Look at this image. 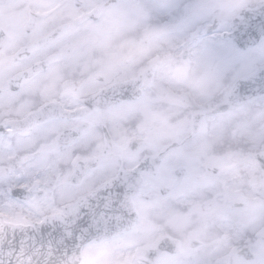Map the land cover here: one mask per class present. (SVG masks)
Listing matches in <instances>:
<instances>
[{"label": "snow or ice", "instance_id": "snow-or-ice-1", "mask_svg": "<svg viewBox=\"0 0 264 264\" xmlns=\"http://www.w3.org/2000/svg\"><path fill=\"white\" fill-rule=\"evenodd\" d=\"M24 3L39 17L31 41L0 23V264H264V196L239 216L210 201L189 240L160 248L154 216L178 178L167 161L155 171L140 165L153 147L145 124L169 117L152 111L143 87L135 101L108 95L129 80L150 83L178 61L230 76L240 106L264 112V0ZM109 17L140 39L113 49ZM138 57L147 62L137 70ZM135 111L145 122L129 135L121 123ZM210 221L221 226L211 236ZM46 225L63 228L59 251L51 241L16 247L7 239Z\"/></svg>", "mask_w": 264, "mask_h": 264}, {"label": "flooded vegetation", "instance_id": "flooded-vegetation-1", "mask_svg": "<svg viewBox=\"0 0 264 264\" xmlns=\"http://www.w3.org/2000/svg\"><path fill=\"white\" fill-rule=\"evenodd\" d=\"M32 2H37V0H32ZM112 2V0H110ZM128 3H134L135 0H127ZM39 17L36 16L35 11L29 15L28 13V8L26 4L24 3V0H0V23L4 24L6 26V30L11 31L14 34H18L20 39L32 40V31L33 28L35 27V21L38 20ZM108 29L111 31L112 34L120 31V21L118 17H109L106 18L103 21ZM131 32V37L134 38V33L135 31L131 30V28H128ZM117 35H112V39L110 41V46L113 49H120L121 43L119 40H116L115 37ZM5 32H0V39H6ZM127 42V41H126ZM124 42L123 45L126 43ZM141 61L139 64H137L135 67L138 70L139 67L143 64L146 63V61L142 58H139ZM225 78L221 79L219 84L224 80ZM130 81V80H129ZM166 78L158 74L155 79H152L151 82L145 86L144 83L140 84L139 89L143 87L144 92L150 96L151 98V109L153 110L155 108V112L162 113L163 109L165 108V104L163 103V96L165 95V90H166V84H165ZM188 90L195 91L199 89V85L196 83H187ZM226 87V81H223V85L219 89V94H221L222 89ZM212 90V89H211ZM109 95V94H108ZM111 96V95H109ZM135 101V100H132ZM159 119L156 118V124L158 126H164L166 125L162 124L160 121L157 123ZM145 122V116L142 111H135L129 115V118L127 121L121 123V127L127 131L129 135H131L133 132H137V130L140 128L142 124ZM256 122L260 123L261 127H264V112H262V116L256 117ZM182 126V125H181ZM145 134H147L152 142L153 147L152 148H146L144 152L142 153V160L145 158L151 157L153 155L159 154L162 151H164L168 145L166 143L167 140V134H164L162 132H157L153 133L152 131V122L151 118L145 124ZM139 141H134V143L131 145L133 149L139 146ZM197 145V143H196ZM178 157H175V155H171V153H168L164 156L162 159V162H169L171 161V164H174ZM161 162V163H162ZM255 162V161H254ZM181 165H177L174 167L176 169ZM256 168H252L254 172H260L261 170L258 167L257 163L255 162ZM199 171V168H197ZM185 175L182 177L179 183V187L184 181L185 177L188 174V168L184 171ZM194 175V174H191ZM195 178L201 179L200 174H196ZM178 187V188H179ZM176 188V190L178 189ZM176 197H173V204L172 208L169 207V201L167 208L164 211L158 212L156 215L160 216V219L163 222L164 225V232L165 233H171V234H178L182 230V226L179 224H176L174 226L169 225V217L174 213V211H177L178 213L181 211V206L179 205V200L181 199L182 195L180 193H176L174 195ZM177 198V199H176ZM197 223V221H195Z\"/></svg>", "mask_w": 264, "mask_h": 264}, {"label": "rangeland", "instance_id": "rangeland-1", "mask_svg": "<svg viewBox=\"0 0 264 264\" xmlns=\"http://www.w3.org/2000/svg\"><path fill=\"white\" fill-rule=\"evenodd\" d=\"M196 66H197V64H195ZM168 68H169V66H163V68H162V72H164L165 70H168ZM179 72H181V71H179ZM189 73L188 74H190L191 76H196V77H198L199 78V82H200V84L203 82L202 81V79H203V71L201 70V68H193V69H191L190 71H188ZM198 96V95H197ZM198 98L200 99V100H203L205 97H203V96H198ZM228 115H235V113L234 112H231V113H228ZM258 117V116H257ZM210 118H208L207 120H206V122H205V127H204V129L200 132V134H199V137H197V139H194V140H202V138H204V137H207V135H209L208 133H210V134H214L213 135V139L212 140H218V138H219V135L222 137L223 136V131H219L218 129L219 128H216V125L217 124H215V125H213V128H212V126L209 128V124H211V123H213L214 121H208ZM184 120L186 121V117H184ZM240 120L242 121V123H244V124H246V122H245V120L244 119H242V118H240ZM249 120V119H248ZM256 121V120H255ZM186 124V123H185ZM239 128V127H238ZM237 128V130H239V133H238V131H237V137L240 135V136H242V134H247L246 135V137H249L251 140H253L252 141V145H250L248 148H254V147H256V141H254V140H259L258 139V137H259V135L257 134V132H255L254 131V127H253V124L252 125H249L248 127H247V130H246V128H244L243 130H241L240 128L238 129ZM211 131H210V130ZM236 129V128H235ZM171 132H172V134H173V136H175L176 135V132H175V130L174 129H171ZM187 132V129H186V126H185V133ZM241 132V133H240ZM264 133V132H263ZM220 139V138H219ZM250 139H248V140H250ZM205 140H207V139H205ZM209 140V139H208ZM220 140H222V139H220ZM261 141H264V139H262ZM261 141H259V143L261 142ZM189 147V146H188ZM258 147V146H257ZM187 148V147H186ZM264 148V147H263ZM260 149H262V148H260ZM256 150V149H255ZM211 163V162H210ZM260 194H261V192H260ZM250 204H246V207L245 208H243V210L245 211L246 210V208L249 206ZM244 211H242L241 213L243 214L244 213ZM241 215V214H240ZM190 216H192V215H190ZM185 218V220L187 221L188 220V217H184ZM202 226V225H201ZM220 225L219 224H217V229L219 230L220 229ZM201 228V227H200ZM214 234V232H211L210 233V235H213Z\"/></svg>", "mask_w": 264, "mask_h": 264}, {"label": "water", "instance_id": "water-1", "mask_svg": "<svg viewBox=\"0 0 264 264\" xmlns=\"http://www.w3.org/2000/svg\"><path fill=\"white\" fill-rule=\"evenodd\" d=\"M230 100H231V98H230ZM9 240H11V241H12V244H13V246H16V247H18V246H19V243H20V241L18 242V241H16V240H13V239H9ZM31 245H33V243H32ZM31 245H30V246H31ZM5 246H7V245H5ZM41 259H43V258H41Z\"/></svg>", "mask_w": 264, "mask_h": 264}]
</instances>
